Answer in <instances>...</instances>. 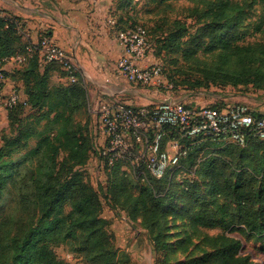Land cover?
Returning <instances> with one entry per match:
<instances>
[{"label": "trees", "instance_id": "trees-1", "mask_svg": "<svg viewBox=\"0 0 264 264\" xmlns=\"http://www.w3.org/2000/svg\"><path fill=\"white\" fill-rule=\"evenodd\" d=\"M125 3L126 0L115 1L118 10L115 28L141 25L148 36L142 23L121 19ZM255 6L260 12L255 27L264 31V0H211L202 10L197 5L191 7L190 13L202 22L198 34L192 40H182L185 25L174 20L176 29L169 32L164 47H178L187 54L201 44H205L206 49L219 44V56L224 63L241 51H245L241 60L261 61L264 47L232 45L239 24ZM20 20L17 15L0 13V65L10 56L25 52L27 42L21 39ZM46 34L49 35L48 30ZM203 36L208 40L204 41ZM251 66L242 64L238 71L224 69L221 76L229 83L239 84L250 82V75H264L260 66ZM54 70L62 78L57 83L51 81ZM67 75L60 63L44 62L37 51L15 64L10 74L14 81L22 80L25 98L5 107L8 132L0 136V205L11 193L14 206L21 210L11 216L12 225L6 229V217L0 212V264H69L53 249L63 243L70 251L83 253L92 264L125 261L121 255L126 254L113 246L106 229L108 220L101 214V200L85 175L84 165L93 151L92 128L90 122L81 123L74 116L77 108L87 106L82 78L77 71L76 81L70 82ZM19 109L28 112L21 117L17 114ZM209 145L220 146V156H209L202 162L204 173L211 191L230 202L210 206L197 188H190L188 195L197 201L190 211L191 223L220 228L222 244L210 255L205 253L188 261L192 264H208V261L250 264L237 255L240 240L229 233L238 228L254 240L264 239V140L251 137L244 145L206 140L194 145L180 161L183 160L185 166L192 165L199 152ZM62 152L65 156L59 160ZM120 161H114L109 168L113 170ZM109 175L111 173L107 175L105 195L116 205L112 201ZM154 187L143 183L138 197L142 210L150 216L147 226L154 243L164 246L158 207L169 193L160 194Z\"/></svg>", "mask_w": 264, "mask_h": 264}, {"label": "rangeland", "instance_id": "rangeland-1", "mask_svg": "<svg viewBox=\"0 0 264 264\" xmlns=\"http://www.w3.org/2000/svg\"><path fill=\"white\" fill-rule=\"evenodd\" d=\"M209 1L211 0H126L121 11V19L142 23L147 28V52L153 54L154 62L162 67L163 77L172 84V88L163 86L149 88L157 91L160 95L158 99L165 96L208 105L238 100L248 103L256 112L264 114V75H250V82L239 84L229 83L221 76L224 69L238 71L242 64L252 65L251 67L258 65L264 70V57L261 61L248 63L246 60H241L245 52L241 51L224 63L219 56L221 51L219 44L210 49H206L205 44H201L194 52L187 54L178 47L172 49L164 47L166 45L164 40L166 41L169 32L176 29L174 20H180L185 25L182 40H192V37L198 34L202 22L198 16L192 15L190 10L195 5L202 10ZM257 7L248 10L250 13L239 24L238 34L232 40V45H247L254 49L264 47V31H259L255 27L260 13ZM0 13L16 15L10 8L2 6H0ZM20 22L22 26V20ZM203 40L207 41L208 38L203 36ZM81 82L86 91L87 106L81 105L77 108L74 116L81 123L90 122L92 127L97 118L95 113L92 114L89 111L90 95L85 81L81 79ZM27 112L23 109L17 110L18 116L22 115L21 117ZM7 132L6 110L0 104V136ZM91 135L93 142L97 145V133L93 132ZM219 147L210 145L205 147L190 166H185L183 160L180 161L168 169L163 176L164 180L162 177L155 178L150 175L143 164L131 163L127 159H121L120 165L113 170L105 167L103 163L102 167H99L93 161L95 154H91L86 166L84 165L85 175L101 200V214L108 220L106 229L113 246L118 252L126 254L121 255L125 261L119 264H192L188 261L190 258L200 257L205 253L210 255L216 247L221 246L222 230L220 228H205L191 223L190 211L197 201L194 196L188 195L190 188H197L210 206L230 202L219 193L211 191L202 165L207 157L220 156ZM63 156H65L64 152L61 153L59 160ZM234 163H237V157L234 158ZM109 173H111L108 179L112 186V201L116 205H113L105 195ZM143 183H149L151 187L155 185L156 188H154L160 194L169 193L162 206L158 207L164 246L154 243L153 234L147 226L150 216L142 210L141 200L138 197ZM14 205L15 201L11 193L0 205V212L6 217L5 229L12 225V221L9 220L11 216L21 210L16 209ZM229 234L240 240L237 255L245 258L250 264H264V239L254 240L238 228ZM53 249L69 264H92L83 253L70 251L67 244L56 245ZM208 264L218 263L208 261Z\"/></svg>", "mask_w": 264, "mask_h": 264}, {"label": "built area", "instance_id": "built-area-1", "mask_svg": "<svg viewBox=\"0 0 264 264\" xmlns=\"http://www.w3.org/2000/svg\"><path fill=\"white\" fill-rule=\"evenodd\" d=\"M111 22L122 48L115 68L128 82L139 87L172 88L157 62L141 64L148 48L145 28L136 25L117 29ZM43 30L35 43L27 42L25 52L10 56L14 64L30 58L37 51L44 61H56L76 81L78 71L70 54ZM5 72L0 68V104L12 106L19 100L18 90L11 88L1 95ZM97 125L103 136L99 158L105 167L127 159L141 163L155 178H161L177 165L188 150L203 141H231L244 145L251 137L264 140V114L244 101H231L215 107L181 99L164 98L145 104H132L108 95L97 113Z\"/></svg>", "mask_w": 264, "mask_h": 264}, {"label": "crops", "instance_id": "crops-1", "mask_svg": "<svg viewBox=\"0 0 264 264\" xmlns=\"http://www.w3.org/2000/svg\"><path fill=\"white\" fill-rule=\"evenodd\" d=\"M115 1L0 0V6L10 8L12 13L22 16V40L35 43L39 34L43 30H48L49 36L70 54L90 95L89 111L95 113L96 118L100 106L108 95L132 104H145L166 98L162 96L158 99L160 95L157 91L135 86L117 72L115 63L122 53V48L111 24L118 13ZM154 59L153 54L148 51L140 63H151ZM40 67L42 69L43 64ZM0 68L6 75L1 94H8L11 88H16L19 99L23 100L25 93L22 89V80L14 81L10 77L15 68L13 61L10 58L6 59ZM61 79L54 70L51 75L52 83ZM95 123L91 128L92 133H97L98 141L97 145L93 142L91 154H95L93 156L95 165L101 167L99 152L95 149L101 147L103 136Z\"/></svg>", "mask_w": 264, "mask_h": 264}]
</instances>
